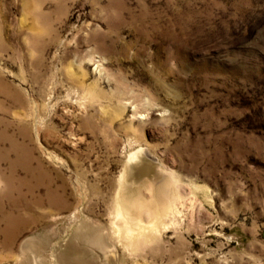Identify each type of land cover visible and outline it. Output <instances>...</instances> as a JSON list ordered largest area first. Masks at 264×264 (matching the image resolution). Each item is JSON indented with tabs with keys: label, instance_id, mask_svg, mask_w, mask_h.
<instances>
[{
	"label": "rangeland",
	"instance_id": "rangeland-1",
	"mask_svg": "<svg viewBox=\"0 0 264 264\" xmlns=\"http://www.w3.org/2000/svg\"><path fill=\"white\" fill-rule=\"evenodd\" d=\"M80 260L264 264V0H0V264Z\"/></svg>",
	"mask_w": 264,
	"mask_h": 264
},
{
	"label": "bare ground",
	"instance_id": "bare-ground-1",
	"mask_svg": "<svg viewBox=\"0 0 264 264\" xmlns=\"http://www.w3.org/2000/svg\"><path fill=\"white\" fill-rule=\"evenodd\" d=\"M133 156L134 155H132L131 156V158H133ZM131 160V159H130ZM139 166V165H138ZM133 169V168H132ZM132 198L131 200H130V198ZM128 198V199H127ZM119 204L120 205H118V211H117V215L119 216V217H121V215H123V214H126L128 217H129V223H130V226L129 227H127L126 229H125V231L124 232H126V235L127 236H129V235H132V232H133V227H131V225H132V209L134 208V209H136V210H138V208L139 209H142V208H144V206H145V204H144V202L143 201H139L137 198H134V196L133 195H131V193H129L128 191H126V190H124V192H123V194H122V196L120 195V202H119ZM126 205H129V206H131V208L130 207H127ZM124 216V215H123ZM11 219V218H10ZM15 219V218H14ZM124 219H126V217L124 218ZM8 221H10V220H8ZM12 221V220H11ZM134 222V221H133ZM5 229V228H4ZM119 230H122L121 228H119ZM5 231V230H4ZM3 231V232H4ZM135 231V230H134ZM6 232V231H5ZM64 264H94L93 262H91L90 260H80L78 263H73V262H71V261H64L63 262Z\"/></svg>",
	"mask_w": 264,
	"mask_h": 264
}]
</instances>
